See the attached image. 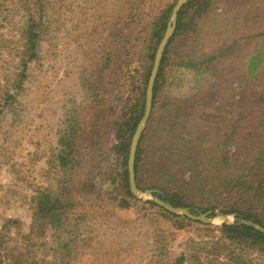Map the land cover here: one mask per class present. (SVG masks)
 I'll use <instances>...</instances> for the list:
<instances>
[{
  "label": "rangeland",
  "instance_id": "rangeland-1",
  "mask_svg": "<svg viewBox=\"0 0 264 264\" xmlns=\"http://www.w3.org/2000/svg\"><path fill=\"white\" fill-rule=\"evenodd\" d=\"M142 1L0 0V109L10 95L15 97L9 105H5L0 116V240L4 243L1 254L9 255V259H4L7 264H14L16 256L25 262L26 255L28 264H174V260L182 253L188 258L185 264H223L229 258L227 254L230 250L212 249L221 240L216 228L235 221L234 215L220 211L221 203L224 202L219 195L218 203L213 205L217 209L209 211L208 217L213 220V223L208 224L213 231H209L199 225L178 229L176 222L158 216L156 210L150 209L148 205L126 210L114 209L111 205L108 209L98 208L99 211L91 207L93 204L87 195L80 193L77 188L87 167L89 171L82 180L95 182L96 194L102 197L105 204L111 202L107 195L111 192L110 180L119 167V160L112 149L116 143V130L111 126V121L115 116L120 117L121 111L127 109L135 97L143 61L149 53L152 22L162 10L175 2ZM245 1L239 0L237 4L241 5ZM227 3L215 5L214 12L220 14L222 10H228L232 13L228 20L243 13L242 9L231 10L232 6ZM262 11L261 21L264 20V8ZM211 18V15L204 18L206 23L201 26V30L209 32L207 27L213 23ZM31 19L40 23L37 30L42 38L38 44L37 58L28 64V78L22 90H15L20 80L21 62L30 52L23 34ZM249 26L247 24L245 29ZM231 27L232 24L230 27L221 24L220 33L225 34V37L217 38L211 46V39L201 41L206 43L200 50L203 49L207 54L222 48L226 40L234 38L230 33ZM248 30L256 32L254 27ZM260 30L264 31V23H261ZM239 31L243 34V30L239 28ZM249 43H241L236 50L234 48L235 53L229 49L227 58H222L220 62V71L244 74L246 67L240 63L232 65L230 58L242 59L252 54L255 46ZM259 46L264 47V42ZM107 59L110 62L105 67ZM172 66L152 113L150 129L153 132L149 134L150 141H146L144 150L145 154L151 151L150 155H156L165 149V144L169 154L165 156L166 163L159 159V155L156 162L168 168L173 167L176 172L180 170L181 175L173 181L183 184L191 181L187 170H191L194 164L188 166L182 160H175L170 150L180 148L190 151L192 156L199 153L204 159L205 154L213 149L211 140H214L215 132L220 130L224 117L220 107L221 95L211 92L202 97L201 102L198 99L192 102V105H198L196 109L188 110L189 107H186L182 111L184 118L190 122L187 125L180 123L179 129L185 130L184 135L180 136L183 139H179L182 140L181 144L175 143L173 139L177 134L163 141L161 130L169 134L174 122H165L161 107L175 104L173 101L169 103L168 98L188 99L197 94L198 83H205L202 80L209 78L204 70L199 74L198 70L174 65V61ZM100 68L105 69L103 78L97 74ZM237 79L243 82L240 77ZM230 81L227 80L228 83ZM237 96L236 99L245 101V104L249 102L244 100V94ZM102 97L105 100L99 101ZM107 103L115 108L116 114L108 123L107 120L99 123ZM189 114L193 117H188ZM98 123V140L94 147L84 150V144L77 153L73 151L77 155L80 170L74 172L70 169L73 165L63 170L58 162V155L63 149L59 141L69 134V125L77 126L81 133L85 130L87 136L91 133V126ZM157 126H160L159 131L155 128ZM78 136L81 137L80 134ZM234 151L231 146L229 152L233 154ZM196 165L202 176L216 178L204 173L208 162ZM153 178L155 174L151 181L160 186L171 182L162 175L161 178ZM68 179L73 182L70 184L72 194L79 197L81 207L78 212H89L87 221L79 225L82 237L74 244L75 252L83 249L88 252L85 256L77 253L63 255L58 243L60 240L52 238L50 230L47 229L41 235L39 221L36 222L39 235L31 233L38 202L35 199L42 193H55L69 187L67 183L64 184ZM192 182L199 187L198 180ZM177 185L174 184V188L170 189H175ZM205 186L201 191L203 195L198 194L202 200L206 197L205 190L210 187L206 183ZM119 194L122 195L121 191ZM141 200H152V196H144ZM75 221L71 218L68 225H74ZM62 238L66 239V236ZM203 242L209 244L204 250H193L194 246H200ZM7 250H12L13 254L7 253ZM235 254L239 256L237 261L240 264H264V254L258 250L239 247Z\"/></svg>",
  "mask_w": 264,
  "mask_h": 264
},
{
  "label": "trees",
  "instance_id": "trees-1",
  "mask_svg": "<svg viewBox=\"0 0 264 264\" xmlns=\"http://www.w3.org/2000/svg\"><path fill=\"white\" fill-rule=\"evenodd\" d=\"M238 1L189 0L182 7L175 25V33L164 52L154 88L153 114L159 102L158 100L161 97L160 94L163 86L166 84L167 72L169 68L171 69L173 67V61L174 65L180 64L187 69L198 70L200 71L199 74L202 73L201 70H204L203 72L208 74L209 78L202 80L205 83H198L197 94L188 99L168 98L169 103L170 101L175 102L173 105H176L177 108H174L172 103L169 106L164 105V107H161L165 114V122L170 121L172 123L174 122V124L170 127L169 134L161 130L160 134L162 136L160 137H162L161 139L163 141H166L173 137L172 134H177L173 139L175 143L181 144L180 142L182 140L179 139H183L180 136L184 135L185 130L179 129L181 128L180 123L187 125L190 122V120L184 118L185 116L182 114V111L186 107H189L188 110L196 109L198 105H192V102L196 99H198V102H201L203 100L202 97H206V94L213 92L221 95L220 107L224 117L220 130L215 132V138L211 140L213 141V149L209 154H205L204 159L200 157L199 153L192 156L190 151L180 148L170 150L174 154L173 158L175 160H182L188 166L194 164L191 170H187L191 179L189 183L183 182L181 184L179 181H173L181 175L180 170L176 172L173 167L168 168V166L161 164L160 166V162H156L158 159L157 155H159L161 157L159 159L164 160V163H166L165 156L169 154L167 153L168 150L165 144V149L159 151L156 155H150L151 151L145 154L144 144L146 141L147 143L150 141L149 134L153 132L150 129L152 122L151 115L148 127L141 137L135 160L136 182L141 190H152L154 196L159 197L175 207L188 208L196 216L206 214L209 211L213 212L217 209L213 205L218 203L217 195L220 196L224 202L223 204L221 203V207L220 204H217L220 207V211L235 216L233 223H224L216 228L221 234V240L217 243V247H211L213 251L217 250V248L219 250L231 251L227 254L229 258L223 264H240V261H237L239 256L235 254L239 247H245L246 249L254 251L258 250L264 254V233L247 223L251 222L256 226L264 228V47L259 46L264 42V31L260 30L261 23H264L262 22L264 20H260V12L263 13L264 1L260 3V0H241L245 1L241 5L237 4L239 3ZM177 2L178 0H175L172 5L162 10L151 24V37L148 40L149 53L144 58L132 104L127 109L122 110L120 117H118L115 116V108L107 103L108 106H106L107 108L104 110L99 121V123H102L107 120L108 123L115 116L114 120L111 121V126L116 130V143L112 149L119 160V167L115 172V176L110 180L111 184L109 186L111 192L107 195L110 196L111 202L108 205L105 204L102 197L96 194L97 187L95 182L88 179H85V181L82 180L84 175L89 171V169L86 170L87 167H85V174L78 183L77 188L80 193L87 195L93 204L91 206L93 209H108L107 207L112 205L114 209L126 210L132 207H145V205H148L150 209L156 210L158 216L176 222L178 229H184L186 226L199 225L206 230L213 231L209 227L210 225L191 220L186 216L171 214L152 200L143 202L141 199H137L133 196L129 187L128 157L132 137L144 113L146 90L155 54L167 30L172 10ZM223 3H227L228 6L231 5V10L233 9V11H236L235 9H242L243 13L239 17H234L231 20H228V18L232 13H229L228 10H222L220 14H216L214 12V6ZM208 15L212 16L213 23L207 27L209 32H205L200 28L206 23L204 22V18ZM221 24H225L226 27H230L232 24L230 33L234 38L226 40L222 44V48H218L216 52H208L205 54L203 49L200 50V47L203 48L206 42L201 43V41L211 39V46L217 41V38H224L225 34L220 33L221 29L219 26ZM247 24L250 25L249 27L256 28V32H249V27L245 29ZM39 27L40 23L35 19H31L28 22V27L25 28L23 36L27 40L28 50L30 52L26 54V59L21 62L22 70L19 74L20 80L18 85L15 86V90H22V85L28 78V64L37 58L38 44L42 38V35L37 30ZM239 28L243 30V34L242 32L240 33ZM244 29L246 30L245 33ZM204 32L206 33L205 35L203 34ZM245 41L250 42V45L254 44L255 49L251 52L252 54H248L242 59L236 57L230 58L232 65L240 63L246 67L244 74L235 75L233 71H220V62L223 60L222 58H227L226 55L229 49L235 53L236 48ZM109 62V59L105 60V67L109 66ZM229 67L233 66L230 65ZM97 74L100 78H103L106 75L105 69L100 68ZM239 77L243 80L242 83L238 82L237 78ZM100 80L102 81V79ZM227 80L231 81L228 83ZM235 92L236 97H238L237 94H244V100H249V102L246 101L247 105L244 103L245 101L236 99L234 96ZM14 98V95H10L5 105H9L10 100L12 101ZM104 100L105 98L102 97L99 101ZM99 101L95 102L99 103ZM5 105L1 106L0 116L6 107ZM168 108L169 110H167ZM188 117L192 118L193 116L189 114ZM99 123L91 126V133L87 136H85V130L81 133L80 128L69 125V134L61 137L59 141L63 149H61L58 155V162L63 167V170L69 168L70 165H73L70 169L74 172L77 173V170H80L81 166H78L79 161L74 152L77 153L78 148L82 149L84 144V150H90L94 147L98 140L97 132ZM155 128H158L159 131L160 126ZM172 130L178 133L172 132ZM78 134H80V138ZM231 146L235 150L233 154L229 152ZM151 149L154 150V147H151ZM199 162H208L209 165L204 168V173L207 175L212 174L216 178L208 179L207 176H202L196 165ZM75 167L76 170H74ZM153 173L155 174V178H161L162 175L171 182L166 185L162 184V186L154 184L151 181L154 175ZM194 180L199 181L198 186L200 188L193 185L194 182L192 181ZM71 183H73L71 179L65 180L64 184L69 185V187L61 188L59 192L55 193H42L35 199L38 202L35 208V221L31 227V233L35 232L34 234L39 235V229L36 227L38 226L36 222L39 221L41 222V235H44L47 229L50 230L52 232V238L60 240L58 243H60V248L63 250V255L65 253L67 255L77 253V255L85 256L88 252H85L84 249L75 252L74 244L82 237V234H79L81 228L79 225L87 221L89 212L87 210L78 212L81 204L78 202L79 197L72 194V190L70 189ZM205 183L210 187L205 190L206 197L202 200L201 195L198 194L203 195L201 191L207 187ZM174 184H178L176 186L178 190H175L176 188L173 190L170 189V187L174 188ZM119 191H121L122 195L119 194ZM213 198L214 200L212 201ZM97 202H101L102 204H98ZM71 218L76 220L74 225H68ZM63 235L66 236V239L62 238ZM3 245L4 243L1 239L0 264H7L4 259H9V255L1 254ZM208 245V242H203L200 246H194L193 250L202 251ZM209 251L208 253H210ZM7 253L13 254V251L7 250ZM26 258V261L23 262L20 256H16L14 257L13 263L28 264L27 260L29 259L27 255ZM187 260V256L182 253L174 260V264H185Z\"/></svg>",
  "mask_w": 264,
  "mask_h": 264
},
{
  "label": "water",
  "instance_id": "water-1",
  "mask_svg": "<svg viewBox=\"0 0 264 264\" xmlns=\"http://www.w3.org/2000/svg\"><path fill=\"white\" fill-rule=\"evenodd\" d=\"M188 1L189 0H178V2L176 3L175 7L172 10L171 18L167 25V30L155 54L154 63H153L151 75H150L148 85H147V90H146V102H145L144 113L132 137L131 146L129 150V157H128L129 187H130L131 193L137 199H141L144 196H152L153 202H155L157 205L164 208L166 211L170 212L171 214L179 215V216H186L189 219L194 220V221H200L206 224H211L213 223V220L208 217L210 212L196 216L193 213H191V211L188 208L175 207L171 205L170 203L163 201L159 197L154 196L152 190L143 192L137 186L136 173H135L136 154H137V150L140 144L141 137L143 133L145 132L148 126L149 120L151 118V115H152L154 88H155V83H156V80L159 74L164 52L169 44V41L171 40L172 36L175 33V25L178 19V14L180 10L182 9V7L186 5ZM247 223L248 225L254 226L255 228H257L258 230L264 233L263 227L256 226L251 222H247Z\"/></svg>",
  "mask_w": 264,
  "mask_h": 264
}]
</instances>
